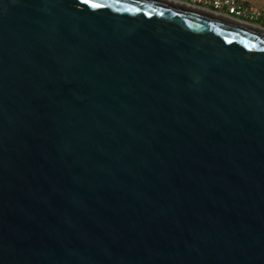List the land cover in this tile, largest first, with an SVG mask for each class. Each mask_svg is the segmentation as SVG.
<instances>
[{
	"label": "water",
	"instance_id": "1",
	"mask_svg": "<svg viewBox=\"0 0 264 264\" xmlns=\"http://www.w3.org/2000/svg\"><path fill=\"white\" fill-rule=\"evenodd\" d=\"M96 2L0 0V264H264V26Z\"/></svg>",
	"mask_w": 264,
	"mask_h": 264
},
{
	"label": "built area",
	"instance_id": "2",
	"mask_svg": "<svg viewBox=\"0 0 264 264\" xmlns=\"http://www.w3.org/2000/svg\"><path fill=\"white\" fill-rule=\"evenodd\" d=\"M193 8L226 16L238 21L256 23L262 16L260 8L241 0H175Z\"/></svg>",
	"mask_w": 264,
	"mask_h": 264
},
{
	"label": "crops",
	"instance_id": "3",
	"mask_svg": "<svg viewBox=\"0 0 264 264\" xmlns=\"http://www.w3.org/2000/svg\"><path fill=\"white\" fill-rule=\"evenodd\" d=\"M175 1V0H174ZM243 2H245L246 4H249L251 6H254V7H257V8H260L261 11H262V16L256 21L257 24H260L262 26H264V0H241ZM175 3H178V4H181L182 2H175ZM181 5H184V6H187V7H191L185 3L181 4ZM192 8V7H191ZM195 9V8H194ZM197 9V8H196ZM201 11V10H200Z\"/></svg>",
	"mask_w": 264,
	"mask_h": 264
},
{
	"label": "snow or ice",
	"instance_id": "4",
	"mask_svg": "<svg viewBox=\"0 0 264 264\" xmlns=\"http://www.w3.org/2000/svg\"><path fill=\"white\" fill-rule=\"evenodd\" d=\"M81 2L88 5L92 9H100V8L105 7L104 4L98 3L96 2V0H81ZM108 6L111 7V5H108Z\"/></svg>",
	"mask_w": 264,
	"mask_h": 264
},
{
	"label": "bare ground",
	"instance_id": "5",
	"mask_svg": "<svg viewBox=\"0 0 264 264\" xmlns=\"http://www.w3.org/2000/svg\"><path fill=\"white\" fill-rule=\"evenodd\" d=\"M168 1H171V2H177V1H174V0H168ZM201 11H203V12H207V11H204V10H201Z\"/></svg>",
	"mask_w": 264,
	"mask_h": 264
},
{
	"label": "rangeland",
	"instance_id": "6",
	"mask_svg": "<svg viewBox=\"0 0 264 264\" xmlns=\"http://www.w3.org/2000/svg\"><path fill=\"white\" fill-rule=\"evenodd\" d=\"M255 24H257V23H255Z\"/></svg>",
	"mask_w": 264,
	"mask_h": 264
},
{
	"label": "flooded vegetation",
	"instance_id": "7",
	"mask_svg": "<svg viewBox=\"0 0 264 264\" xmlns=\"http://www.w3.org/2000/svg\"><path fill=\"white\" fill-rule=\"evenodd\" d=\"M229 18V17H228Z\"/></svg>",
	"mask_w": 264,
	"mask_h": 264
}]
</instances>
